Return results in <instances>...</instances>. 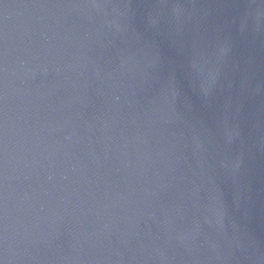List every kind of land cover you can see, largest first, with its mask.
<instances>
[{"label": "water", "instance_id": "95a60500", "mask_svg": "<svg viewBox=\"0 0 264 264\" xmlns=\"http://www.w3.org/2000/svg\"><path fill=\"white\" fill-rule=\"evenodd\" d=\"M0 264H264V0H0Z\"/></svg>", "mask_w": 264, "mask_h": 264}]
</instances>
